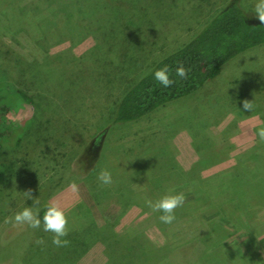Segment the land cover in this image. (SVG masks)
Here are the masks:
<instances>
[{
    "label": "rangeland",
    "instance_id": "rangeland-1",
    "mask_svg": "<svg viewBox=\"0 0 264 264\" xmlns=\"http://www.w3.org/2000/svg\"><path fill=\"white\" fill-rule=\"evenodd\" d=\"M254 3L0 0V41L16 59L13 75L0 65V104L14 106L0 148V264H132L134 238L151 255L140 264H264V47L137 123L110 118L129 84L221 8L259 22ZM18 91L31 100L17 108ZM24 193L65 211L67 246L12 222L32 204ZM177 193L185 202L164 224L148 202Z\"/></svg>",
    "mask_w": 264,
    "mask_h": 264
},
{
    "label": "trees",
    "instance_id": "trees-1",
    "mask_svg": "<svg viewBox=\"0 0 264 264\" xmlns=\"http://www.w3.org/2000/svg\"><path fill=\"white\" fill-rule=\"evenodd\" d=\"M262 47L264 24L250 20L237 6L221 8L212 14L193 36L155 61L122 91L110 114L111 122L116 125L137 123L156 110L199 92L218 78L227 64ZM0 54L2 55L0 65L4 67L1 72L13 75L16 68V59L12 58V55H15L14 51L0 41ZM181 65L189 70L183 79L175 75L176 68ZM11 66L13 67L8 71ZM165 66L169 69L170 78L175 81L169 88H163L153 78V73ZM16 94L17 99L12 102L17 108L31 100L22 91ZM4 103L6 101L0 104V148L2 141L10 136L7 125L12 116L10 107H14ZM242 196L243 194L241 201H244ZM131 242L134 249H138L137 257L133 259L132 264H140L143 257H147V263L151 256L150 252L142 248L138 239L127 241L125 245L129 247L125 251L129 252Z\"/></svg>",
    "mask_w": 264,
    "mask_h": 264
},
{
    "label": "clouds",
    "instance_id": "clouds-1",
    "mask_svg": "<svg viewBox=\"0 0 264 264\" xmlns=\"http://www.w3.org/2000/svg\"><path fill=\"white\" fill-rule=\"evenodd\" d=\"M254 18L261 24H264V0H255L254 6L251 10ZM188 69L183 65L175 70V75L181 79L185 78L188 74ZM153 78L163 88H169L175 82L170 78L169 69L167 66L156 70L153 73ZM243 109L250 112L253 110V103L244 101ZM256 136L259 142L264 143V127L256 131ZM97 179L102 185H110L113 182L112 174L108 170H102ZM73 192H78L79 187L76 183L69 185ZM27 199L32 200L31 206L24 207L21 211L15 213L11 218L15 225H26L32 229H40L44 232L52 234V244L56 247H65L69 241L65 239L68 235V218L64 210L56 204H48L43 206V214L41 215V206L38 198L33 199L30 193H24ZM185 202L183 193L165 195L154 203L149 201L148 206L154 212H160L159 219L164 224H171L175 220V210L181 207ZM42 243V241H38Z\"/></svg>",
    "mask_w": 264,
    "mask_h": 264
}]
</instances>
